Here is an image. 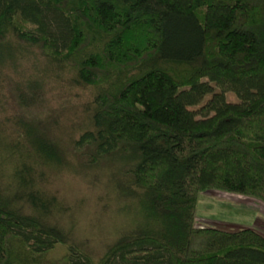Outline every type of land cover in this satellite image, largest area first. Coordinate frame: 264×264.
<instances>
[{
  "label": "trees",
  "instance_id": "16d2710c",
  "mask_svg": "<svg viewBox=\"0 0 264 264\" xmlns=\"http://www.w3.org/2000/svg\"><path fill=\"white\" fill-rule=\"evenodd\" d=\"M7 67L0 264H264L260 233L194 220L206 191L264 204V0H0ZM65 170L101 175L99 249L43 188Z\"/></svg>",
  "mask_w": 264,
  "mask_h": 264
},
{
  "label": "rangeland",
  "instance_id": "374dc122",
  "mask_svg": "<svg viewBox=\"0 0 264 264\" xmlns=\"http://www.w3.org/2000/svg\"><path fill=\"white\" fill-rule=\"evenodd\" d=\"M14 71L5 68L0 71V84L5 76L13 77ZM0 96L6 99L3 111H0V121L15 108L12 105L7 93L0 88ZM228 101L235 102V97L228 95ZM5 97V98H4ZM7 110V112H5ZM4 123V122H3ZM10 123L2 125L0 136L2 143L9 144L16 141L17 132ZM64 130L67 126L64 124ZM3 181L8 180L9 171L12 167L8 164L3 165ZM74 174L71 171L48 173L43 183V188L48 194L53 195L59 205V210L64 213L58 219L64 226L69 222L74 224L76 239L90 241V247L99 249L105 238L108 236V226L111 221L105 217L102 219L100 210L105 193L101 186V175L88 173ZM4 182V183H5ZM72 220V221H70ZM194 220L196 226L212 227L222 231H233L239 228H250L264 236V204L257 200L233 195L219 191L202 192L197 197ZM102 234L103 237L101 236ZM107 234V235H106ZM64 248L56 246L50 251L45 259L47 261L61 260Z\"/></svg>",
  "mask_w": 264,
  "mask_h": 264
}]
</instances>
